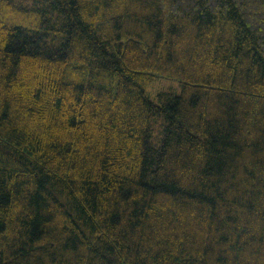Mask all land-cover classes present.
<instances>
[{"label":"trees","instance_id":"trees-1","mask_svg":"<svg viewBox=\"0 0 264 264\" xmlns=\"http://www.w3.org/2000/svg\"><path fill=\"white\" fill-rule=\"evenodd\" d=\"M0 264H264V0H0Z\"/></svg>","mask_w":264,"mask_h":264},{"label":"rangeland","instance_id":"rangeland-1","mask_svg":"<svg viewBox=\"0 0 264 264\" xmlns=\"http://www.w3.org/2000/svg\"><path fill=\"white\" fill-rule=\"evenodd\" d=\"M21 3H23L26 6L30 5V1L32 3V0H18ZM177 90V85H175L174 83L171 82H163L160 84L156 85H152L150 87V94L151 96H156L158 92L163 91V92H168V91H176Z\"/></svg>","mask_w":264,"mask_h":264}]
</instances>
